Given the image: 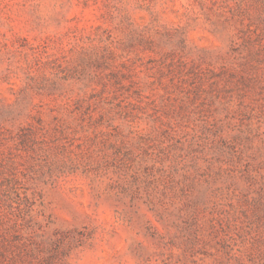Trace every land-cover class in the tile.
<instances>
[{
  "label": "rangeland",
  "instance_id": "obj_1",
  "mask_svg": "<svg viewBox=\"0 0 264 264\" xmlns=\"http://www.w3.org/2000/svg\"><path fill=\"white\" fill-rule=\"evenodd\" d=\"M0 264H264V0H0Z\"/></svg>",
  "mask_w": 264,
  "mask_h": 264
}]
</instances>
